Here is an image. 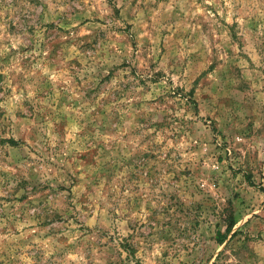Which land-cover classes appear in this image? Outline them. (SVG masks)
<instances>
[{"label":"rangeland","instance_id":"374dc122","mask_svg":"<svg viewBox=\"0 0 264 264\" xmlns=\"http://www.w3.org/2000/svg\"><path fill=\"white\" fill-rule=\"evenodd\" d=\"M0 264H264V0H0Z\"/></svg>","mask_w":264,"mask_h":264},{"label":"trees","instance_id":"16d2710c","mask_svg":"<svg viewBox=\"0 0 264 264\" xmlns=\"http://www.w3.org/2000/svg\"><path fill=\"white\" fill-rule=\"evenodd\" d=\"M228 230H230V229H228ZM221 240H223V237L221 238Z\"/></svg>","mask_w":264,"mask_h":264}]
</instances>
